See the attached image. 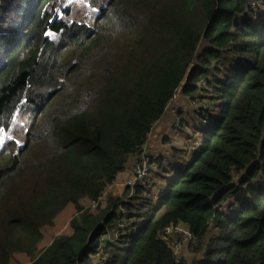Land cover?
Here are the masks:
<instances>
[{
	"label": "trees",
	"instance_id": "obj_1",
	"mask_svg": "<svg viewBox=\"0 0 264 264\" xmlns=\"http://www.w3.org/2000/svg\"><path fill=\"white\" fill-rule=\"evenodd\" d=\"M66 1L0 0V264H187L161 235L179 225L193 264H264V0H95L80 19ZM202 92L216 109L189 161L160 164L155 197L101 204L175 96ZM69 204L71 232L41 249Z\"/></svg>",
	"mask_w": 264,
	"mask_h": 264
},
{
	"label": "rangeland",
	"instance_id": "obj_2",
	"mask_svg": "<svg viewBox=\"0 0 264 264\" xmlns=\"http://www.w3.org/2000/svg\"><path fill=\"white\" fill-rule=\"evenodd\" d=\"M95 0H67L65 6L72 7L74 9V17L82 18L89 16L94 18L97 15L98 8L92 6ZM65 8V7H64ZM59 16L62 18L64 15L59 11ZM205 94V95H204ZM209 94L202 92L199 94V97L190 100L183 98L180 93H178L173 101L167 108L166 115L168 117H172V127L170 121V127L167 132V136L169 143H157V146H153V149H149V143L146 146V150L154 157L156 161L153 162L152 170L147 177L144 184L148 183L150 190L152 191L151 195L155 197L158 191L161 188L165 187L166 178L168 175L165 171L160 168V164H162L163 169L169 168H180L184 164H186L191 156L192 150L199 144L200 141V132L194 129V126L200 128V125L204 124V120H206L204 115H208L211 112H214L216 106L209 99ZM202 113V114H199ZM18 116L13 123L12 131L15 132V135L22 139L24 135V131L28 125L29 117L26 111L20 110L18 111ZM183 121V122H181ZM183 123V126L181 125ZM207 123V122H206ZM162 134V133H161ZM160 134V135H161ZM10 132L8 131L3 136V139L0 142V165L3 162L2 159V149L4 147V142L8 140ZM164 138V139H165ZM163 141V140H162ZM151 142V136L150 141ZM161 147V150H157V147ZM169 149V153H166ZM176 151H179L176 153ZM180 155V158H178ZM162 158V159H160ZM132 158L130 159V161ZM178 160V162H177ZM133 168V164H132ZM128 170H125L123 173L125 176L128 175ZM131 177V176H130ZM125 180V182L120 187V193L123 195L126 190L128 192L127 196H124L125 201H130V197L134 194V190H130L125 186V183L130 179ZM118 178V177H117ZM117 183L121 181V179H116ZM121 183V182H120ZM112 186V185H111ZM159 189V190H158ZM115 192L114 186L108 187L104 193L101 204L104 203L105 199L109 194H113ZM115 195L118 196L117 193ZM148 197V196H145ZM84 206L89 208L90 203L85 202ZM229 204L226 203L224 209H228ZM232 212V211H230ZM76 214V210L73 204H69L56 218L54 224L52 226H46L42 229L43 239L40 244V248L48 247L54 240V238L61 234H69L71 232L70 229V221ZM178 239V238H177ZM173 246L175 254L186 261L187 264H193L195 260L200 259L202 256L198 253L197 247H199V243L187 241L184 242L182 240L174 242L171 244ZM101 260L97 257L95 260V264H101ZM10 264H31V259L25 254H15L11 259Z\"/></svg>",
	"mask_w": 264,
	"mask_h": 264
},
{
	"label": "built area",
	"instance_id": "obj_3",
	"mask_svg": "<svg viewBox=\"0 0 264 264\" xmlns=\"http://www.w3.org/2000/svg\"><path fill=\"white\" fill-rule=\"evenodd\" d=\"M250 4L252 8L255 9V11L258 10L260 6H262L261 0H251ZM204 124H206V120H204ZM145 148L146 146L144 147V150L142 153L132 158V164H133L132 174H131L130 179L125 183V186L130 190H134V188L137 185L144 184V182L146 181L147 177L149 176L152 170L153 161L155 159ZM98 205H99V202L93 203L90 206L91 211H95ZM118 232L119 231L117 230V233H115V237H112V234L109 233L110 235L108 234L109 236L107 235L106 237L107 241L109 240L116 241L118 238ZM161 235H162V238L165 241L169 242L170 244L177 242L178 239L179 241L182 240L184 242H187V241L197 242L195 238L192 236V234L189 232V230L186 227L181 226V225L167 227L163 230Z\"/></svg>",
	"mask_w": 264,
	"mask_h": 264
},
{
	"label": "crops",
	"instance_id": "obj_4",
	"mask_svg": "<svg viewBox=\"0 0 264 264\" xmlns=\"http://www.w3.org/2000/svg\"><path fill=\"white\" fill-rule=\"evenodd\" d=\"M171 118L168 117L166 115V113H165L164 116L161 118V120H159L155 124L154 129H153V131L150 134V136H151V142H147V144L149 143V149H153V146L156 147L157 146V143H158V145H159V143H161V144L162 143L163 144L165 143L164 140L166 139L165 137L168 135L167 132H168V129L170 127V121H171V127H172V119ZM149 141H150V138H149ZM147 144H146V146H147ZM157 150H161V147L158 146L157 147ZM169 152L170 151L168 149L166 153H169ZM127 169H129L127 176H125V174H127V173H121L118 176V178H117V180L118 179H121V181H120L121 183L120 182L117 183V181H115V183L112 185V186H114V189H115V192L113 193L114 195H115V193H117L118 195H121V194H119L120 193V187H121V185L125 182L126 179H128L131 176V174H132V160L129 161V163L127 165ZM112 186H110V187H112Z\"/></svg>",
	"mask_w": 264,
	"mask_h": 264
}]
</instances>
